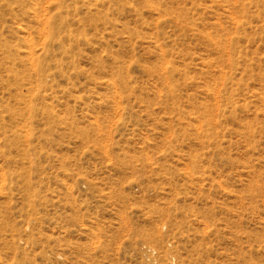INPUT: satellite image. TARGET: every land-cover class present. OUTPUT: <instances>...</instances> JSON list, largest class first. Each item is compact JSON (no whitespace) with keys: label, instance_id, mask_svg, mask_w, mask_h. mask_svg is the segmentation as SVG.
<instances>
[{"label":"rangeland","instance_id":"374dc122","mask_svg":"<svg viewBox=\"0 0 264 264\" xmlns=\"http://www.w3.org/2000/svg\"><path fill=\"white\" fill-rule=\"evenodd\" d=\"M0 264H264V0H0Z\"/></svg>","mask_w":264,"mask_h":264}]
</instances>
